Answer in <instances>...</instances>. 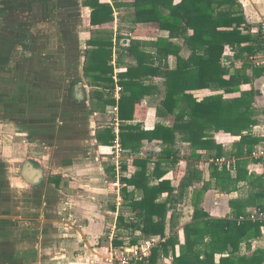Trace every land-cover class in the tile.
<instances>
[{
  "label": "crops",
  "instance_id": "obj_1",
  "mask_svg": "<svg viewBox=\"0 0 264 264\" xmlns=\"http://www.w3.org/2000/svg\"><path fill=\"white\" fill-rule=\"evenodd\" d=\"M138 1L0 0V264H104L112 251L151 239L155 245L148 260L154 251L157 259L146 264H171L172 255L162 253L161 241L177 232L183 243L182 227L192 221L194 204L211 218L248 221L253 230L239 243L236 254L246 258L239 264H264V226L246 218L264 212V154L252 155L264 151V68L248 60L260 48L264 0H146V20L136 21ZM98 5L110 6L111 16H91ZM215 16H227L220 30L231 29L228 23L237 20L240 33L238 43H224L219 63L250 80L232 93L202 86L186 92L199 102L218 93L229 99L251 91L255 122L242 134L257 140L250 146L240 135L207 128L208 137L222 148L217 157L223 162L216 163L208 149H197L200 157L195 160L189 142L176 131L172 146L177 161L167 167L162 160L166 172L161 177L153 171L167 145L158 139H143L138 153L124 149L118 171L112 143H104L106 130L112 131L109 106L117 104L122 112L120 98L136 101L133 119H120L121 132L126 125L145 131L157 123L171 126L174 115L157 113L165 91L161 72L176 69L193 53H205L201 42L189 38L212 31ZM101 44L109 55L96 52ZM149 66L161 74H146ZM131 83L135 86L126 88ZM105 100L115 103L104 106ZM9 128L14 134L11 145ZM135 159L147 160L151 184L169 180L174 189L158 199L167 201L164 238L119 225V215L124 223L134 217L122 188L124 178L137 169ZM211 162L218 168L225 165L232 178L238 176L229 186L234 188L215 185ZM188 168L196 175L182 190ZM204 184L208 188L193 198ZM128 190L135 197L140 194L133 186ZM186 191L191 198L183 207ZM250 222L258 223L259 231ZM226 256L227 251L216 253L214 264Z\"/></svg>",
  "mask_w": 264,
  "mask_h": 264
},
{
  "label": "trees",
  "instance_id": "obj_2",
  "mask_svg": "<svg viewBox=\"0 0 264 264\" xmlns=\"http://www.w3.org/2000/svg\"><path fill=\"white\" fill-rule=\"evenodd\" d=\"M136 21L146 20V0H140L134 3ZM91 16L101 15L107 13L111 16L112 8L108 5H98L92 10ZM105 15V16H107ZM227 16H215V25L212 31L208 34L203 33L200 36H192L189 40H197L202 43L201 46L205 49L204 54H191L186 61L174 70H166L161 72L165 76V91L164 97L161 100L160 108L157 113L163 115H174V122L171 126L157 123L152 130H142L138 125L121 126L120 140L123 149L138 153L141 141L143 139H158L167 146L162 150V159L156 163L153 175L158 178L161 177L166 170L161 167V161L167 162V167L170 164L176 163L177 155L173 150V142L175 133L178 131L184 141L189 142L192 147L194 159H199L200 155L196 150L208 149L209 158L221 156L222 148L210 139L206 134L207 128L214 130L222 129L232 135H240L241 142L248 141L251 146L254 139L250 136L242 134L247 131L254 124V119L251 118V104L253 93L251 91L241 92L237 97L223 99L221 93L211 95L203 98L197 102L194 98L187 94V90L196 88L198 86L211 87L215 90H223L224 93H232L239 91L240 84L247 82L250 78L241 73L240 70H235L232 73L219 63L220 53L225 42L234 44L238 43L239 23L231 21L227 26L231 29L220 30L219 27L226 23ZM204 16H197L198 21H203ZM145 19V20H144ZM93 22L95 20L92 19ZM235 27L232 28V25ZM195 42V41H193ZM191 43V42H189ZM208 47V48H207ZM196 48V46L194 47ZM250 51V50H249ZM96 52L111 53L105 50L104 46L99 45ZM250 53H252L250 51ZM98 54V55H99ZM192 61V62H189ZM105 66V62L102 63ZM147 67V66H146ZM106 68V66H105ZM161 74L156 68L149 66L146 68V74ZM228 78H224L228 74ZM129 74L127 72L125 75ZM202 82V83H200ZM200 83V84H199ZM134 84L126 85V88L133 87ZM115 103L112 100H105L104 106L107 103ZM113 103V104H114ZM118 112L120 119H133L136 109L135 99L122 97L120 98ZM104 143L111 144L114 134L110 129L105 132ZM137 169L133 172L131 178H124L125 186L122 188L125 205L128 206L130 212L134 214L129 223H124V217L119 215L120 226H124L125 230L135 231L140 230L143 235L165 237L164 220L167 212V201H159L160 195L167 191L172 193L174 190L170 185L169 180H161L157 184H151L147 174V160L135 159ZM211 167V176L216 179L215 185L224 190H230L234 183L238 181V176L232 178L227 167L224 165L218 168L213 162L209 165ZM187 175L183 178L180 186L186 189L190 185L192 177L196 175V170L188 168ZM191 177V178H189ZM133 186L135 190L139 191V196L135 197V193L128 190V186ZM208 188V184H204L201 191L195 192L193 198L201 194ZM128 200V201H127ZM154 217L158 218L157 220ZM248 221L238 224L235 221H228L225 219L211 218L194 204V213L192 221L182 227L184 237L183 243L179 242V235L177 232L170 234L166 240L161 241V251L167 256L172 255L171 264H214V256L216 253L228 252V256L222 257L218 264H239L246 258H240L236 253L238 252L239 243L243 238H247L249 229L247 227ZM256 230L259 231V224L250 222ZM135 239H131V243H135ZM115 243H119L115 241ZM178 245V252L176 254L175 248ZM203 254V257L201 255ZM156 251L153 255L138 264L154 263L156 261Z\"/></svg>",
  "mask_w": 264,
  "mask_h": 264
},
{
  "label": "built area",
  "instance_id": "obj_3",
  "mask_svg": "<svg viewBox=\"0 0 264 264\" xmlns=\"http://www.w3.org/2000/svg\"><path fill=\"white\" fill-rule=\"evenodd\" d=\"M260 48L257 52L250 54L248 60L254 66H260L264 68V21L260 23L258 28ZM120 88H117L116 93L114 94L115 98H118ZM108 113L111 118V129L114 134L112 141V162L116 166L117 170H121L122 156L124 154V149L120 140V125L121 120L118 116V105H112L108 108ZM263 150H258L253 152L252 155L257 157L258 155H263ZM216 163H222L223 158L216 157L214 159ZM247 219L252 221H257L264 226V212L255 211L249 214ZM155 245V240L151 239L148 242H143L141 244L128 245L126 247H121L118 251H112L109 256L104 258V264H138L139 262H145L149 258L152 248Z\"/></svg>",
  "mask_w": 264,
  "mask_h": 264
},
{
  "label": "rangeland",
  "instance_id": "obj_4",
  "mask_svg": "<svg viewBox=\"0 0 264 264\" xmlns=\"http://www.w3.org/2000/svg\"><path fill=\"white\" fill-rule=\"evenodd\" d=\"M129 10L128 11H130V9L131 8H128ZM124 12H126V9L124 8V10H123ZM12 136H14V134H13V131H12V129H8V133H7V140H8V145L10 144H12L11 142H12ZM14 139H15V137H14ZM187 151H185V153H186ZM18 168H19V162L13 167V172H14V174H16V172H18ZM12 176H14L13 174H12ZM13 183V182H12ZM190 192H191V190H189ZM187 192V191H186ZM185 197V198H184ZM190 193H185V195L182 197V199L184 200V201H182L183 202V207H185V206H188V204L190 203ZM110 201L111 202H114V200H112V198H110ZM112 204V203H111ZM177 207H178V205H177ZM126 216L128 215L127 213H124ZM131 216V215H130ZM110 231V230H109ZM123 233V232H122ZM122 236H127V235H122ZM127 240H129V238L127 239ZM104 263V262H103Z\"/></svg>",
  "mask_w": 264,
  "mask_h": 264
},
{
  "label": "water",
  "instance_id": "obj_5",
  "mask_svg": "<svg viewBox=\"0 0 264 264\" xmlns=\"http://www.w3.org/2000/svg\"><path fill=\"white\" fill-rule=\"evenodd\" d=\"M22 176L27 180V177H26V174H25V170H23Z\"/></svg>",
  "mask_w": 264,
  "mask_h": 264
}]
</instances>
